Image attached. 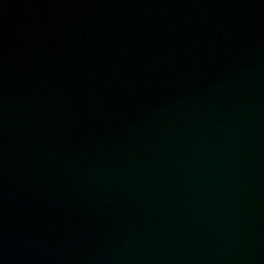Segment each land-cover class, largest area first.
Here are the masks:
<instances>
[{
    "label": "water",
    "instance_id": "obj_1",
    "mask_svg": "<svg viewBox=\"0 0 264 264\" xmlns=\"http://www.w3.org/2000/svg\"><path fill=\"white\" fill-rule=\"evenodd\" d=\"M0 264H264V0H0Z\"/></svg>",
    "mask_w": 264,
    "mask_h": 264
}]
</instances>
